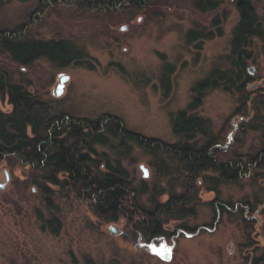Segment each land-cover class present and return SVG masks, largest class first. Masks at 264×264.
<instances>
[{
  "label": "rangeland",
  "instance_id": "374dc122",
  "mask_svg": "<svg viewBox=\"0 0 264 264\" xmlns=\"http://www.w3.org/2000/svg\"><path fill=\"white\" fill-rule=\"evenodd\" d=\"M90 1L85 5L73 0H0V31L22 26L28 37L69 40L89 62L58 67L40 57L24 65L0 49V66L12 81L47 101L55 112L91 119L113 114L128 129L175 142L170 112L187 105L191 86L210 69L229 65V41L239 19L235 0H217L215 9L205 10L197 8L196 0H149L143 7L128 0ZM250 1L260 13L263 0ZM190 30L208 37L191 40ZM249 49L250 89L264 93V42L254 38ZM164 64L171 67L167 86L161 82ZM59 73L68 79L57 95ZM236 98L234 91L212 88L196 113L209 119L215 133H223L222 145L232 131L233 139L237 134L234 148L244 153L259 139L256 131L243 133L236 125ZM0 109L10 111L7 99L0 100ZM131 146L121 159L129 175L137 184L145 182L148 189L155 185L163 190L167 177L159 174L153 156L138 144ZM97 150L112 155L106 147ZM5 171L9 180L0 189V264H84L85 257L105 264H260L253 259L264 250L262 179L244 176L220 184L217 192L200 186L195 212L170 220L166 234L147 239L132 233L123 217L100 221L72 195L56 191V208L47 210L28 181V167L4 161L0 181H5ZM147 197L148 193L142 194L141 201L148 205ZM159 198L164 200L166 193ZM225 202L228 208L216 215L214 203ZM37 210L59 220L56 234L40 229ZM180 223L189 228H180ZM170 246L171 258H160L159 250Z\"/></svg>",
  "mask_w": 264,
  "mask_h": 264
},
{
  "label": "trees",
  "instance_id": "16d2710c",
  "mask_svg": "<svg viewBox=\"0 0 264 264\" xmlns=\"http://www.w3.org/2000/svg\"><path fill=\"white\" fill-rule=\"evenodd\" d=\"M128 1L143 7L149 0ZM235 4L239 19L229 41V65L210 69L191 86L192 97L187 105L170 112L171 129L176 136L172 143L128 129L113 114L91 119L55 112L47 101L22 83L12 81L10 73L0 66V100L7 99L11 105L10 111L0 109V164L5 161L10 166L28 167V181L35 186L47 210L56 208V191L72 195L100 221L115 222L123 217L132 233L147 239L166 234L165 224L170 220L192 215L200 186L217 192L220 184L237 182L244 176L264 180V93L258 88L250 89L253 77L246 66L252 40L264 42V0L260 13L250 0H235ZM196 6L200 10L215 9L218 1L196 0ZM21 29L22 26L0 31V49L14 62L27 65L40 57L58 67L87 62L83 61L82 51L69 40L32 38ZM188 33L191 40L208 37L200 31ZM170 71L171 67L164 64L161 82L165 86L169 84ZM217 87L236 93V125L243 133H258L256 147L239 152L234 148L239 139L237 134L233 139V131L230 138L234 144L225 149L217 146L224 145L223 133H215L209 119L196 113L206 91ZM132 142L145 148L157 163L159 174L167 177L163 190L155 185L148 189L145 182L137 184L129 175L121 159L131 152ZM98 146L106 147L112 155L98 151ZM167 160H173L172 167ZM145 193L148 205L141 201ZM163 193L166 198L161 200ZM35 216L41 230L54 234L59 231L57 218L46 217L39 210ZM178 226L189 228L184 223ZM253 261L264 264V250ZM84 264L105 263L85 257Z\"/></svg>",
  "mask_w": 264,
  "mask_h": 264
},
{
  "label": "water",
  "instance_id": "95a60500",
  "mask_svg": "<svg viewBox=\"0 0 264 264\" xmlns=\"http://www.w3.org/2000/svg\"><path fill=\"white\" fill-rule=\"evenodd\" d=\"M68 79V75L62 73L61 74V77L59 79V83L57 84V87H56V94L59 95L61 92H62V87H63V84L64 82ZM231 143V138L229 137V140L228 142H226L223 146L221 145H217L218 147L222 148V149H225L226 147H228V145ZM144 173L143 175L144 176H147V170L146 168L141 165L140 166ZM9 180V176L8 174L6 173L5 171V181H0V189H3L7 183V181ZM188 235H191V233H188ZM159 256L160 258L164 259V260H169L171 258V246L170 247H167V248H164L163 250H159Z\"/></svg>",
  "mask_w": 264,
  "mask_h": 264
},
{
  "label": "flooded vegetation",
  "instance_id": "af4514ba",
  "mask_svg": "<svg viewBox=\"0 0 264 264\" xmlns=\"http://www.w3.org/2000/svg\"><path fill=\"white\" fill-rule=\"evenodd\" d=\"M61 74L62 73H59V79L61 77ZM63 88V87H62ZM55 92H56V89H55ZM226 203V204H225ZM224 204H220L219 206L216 205V203H214V208H215V212H216V215L219 214L220 210L223 211V210H226L228 207H227V204L228 202H225Z\"/></svg>",
  "mask_w": 264,
  "mask_h": 264
}]
</instances>
